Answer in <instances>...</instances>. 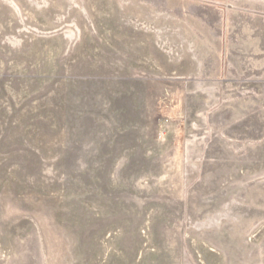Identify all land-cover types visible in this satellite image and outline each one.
<instances>
[{
	"label": "rangeland",
	"instance_id": "rangeland-1",
	"mask_svg": "<svg viewBox=\"0 0 264 264\" xmlns=\"http://www.w3.org/2000/svg\"><path fill=\"white\" fill-rule=\"evenodd\" d=\"M203 1L0 0V264H264V0Z\"/></svg>",
	"mask_w": 264,
	"mask_h": 264
},
{
	"label": "flooded vegetation",
	"instance_id": "flooded-vegetation-1",
	"mask_svg": "<svg viewBox=\"0 0 264 264\" xmlns=\"http://www.w3.org/2000/svg\"><path fill=\"white\" fill-rule=\"evenodd\" d=\"M193 1H203V0H193ZM203 2H210V3H212V4H215V5H217L218 7H221V8H224V3H222L221 1H219V2H217L216 0H208V1H203Z\"/></svg>",
	"mask_w": 264,
	"mask_h": 264
}]
</instances>
